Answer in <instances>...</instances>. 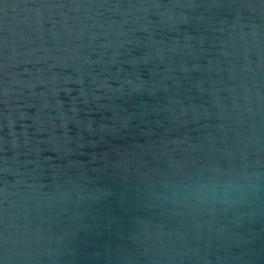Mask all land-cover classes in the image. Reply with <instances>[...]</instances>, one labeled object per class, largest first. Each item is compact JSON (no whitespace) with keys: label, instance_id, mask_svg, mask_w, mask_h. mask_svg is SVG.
<instances>
[{"label":"water","instance_id":"95a60500","mask_svg":"<svg viewBox=\"0 0 264 264\" xmlns=\"http://www.w3.org/2000/svg\"><path fill=\"white\" fill-rule=\"evenodd\" d=\"M242 171L264 0H0V264H264V188L188 195Z\"/></svg>","mask_w":264,"mask_h":264},{"label":"clouds","instance_id":"9594fccd","mask_svg":"<svg viewBox=\"0 0 264 264\" xmlns=\"http://www.w3.org/2000/svg\"><path fill=\"white\" fill-rule=\"evenodd\" d=\"M264 176L261 173L246 171L225 173L205 183L193 186L188 195L199 202L232 205L249 201L264 188Z\"/></svg>","mask_w":264,"mask_h":264}]
</instances>
